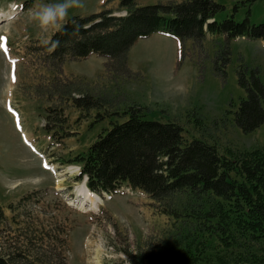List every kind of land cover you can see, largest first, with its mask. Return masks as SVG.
Returning <instances> with one entry per match:
<instances>
[{"label":"rangeland","instance_id":"obj_1","mask_svg":"<svg viewBox=\"0 0 264 264\" xmlns=\"http://www.w3.org/2000/svg\"><path fill=\"white\" fill-rule=\"evenodd\" d=\"M136 1L168 5L184 0ZM216 1L227 16L238 6L237 19L250 10L254 23L264 21V0ZM48 2L0 0V37L6 38L0 47L8 48L7 53L0 48V256L18 264H131L138 251L188 240L201 226L198 221L189 225L186 218L162 213L142 191L124 188L90 198L78 180L76 160L103 130L125 121L131 108H141L149 120L178 124L187 142L204 140L220 153L263 147L264 125L245 134L232 112L245 97L237 70L264 67V42H229L207 34L204 41L180 43L156 33L134 44L123 74L96 54L58 66L48 45L61 24L117 8L120 0H81L44 29L31 12ZM224 48L230 61L221 67ZM80 94L99 105L77 107ZM186 202L180 198L177 206ZM203 239L206 257L224 254L220 237L201 232L198 242ZM260 246L256 250H264Z\"/></svg>","mask_w":264,"mask_h":264},{"label":"trees","instance_id":"obj_2","mask_svg":"<svg viewBox=\"0 0 264 264\" xmlns=\"http://www.w3.org/2000/svg\"><path fill=\"white\" fill-rule=\"evenodd\" d=\"M237 12L238 6L227 16L226 7L216 0L168 5L120 0L117 8L63 22L48 45L52 48L50 57L63 66L67 59L96 54L108 59L110 70L123 74L134 44L156 33L181 42L204 41L207 34L229 42L236 38L264 42V21L254 23L250 10L239 20ZM54 40L60 41L59 46H52ZM220 58L221 67H226L229 48L220 51ZM237 75L245 97L232 112L233 121L243 133L250 134L264 125V67H245L237 70ZM74 102L84 109L99 105L82 94ZM127 115L125 121L103 130L78 157V180L98 194L124 188L142 191L162 207V213L186 218L189 225L197 221L201 225L195 235L187 234L188 240H178L166 248L148 247L131 255L130 263L264 264L263 248L256 250L264 244V146L247 151L228 148L220 153L204 140L187 142L181 126L149 120L141 108H131ZM180 198L187 199L183 207L177 206ZM201 232L220 237L224 254L206 257L207 240L198 242ZM0 264L18 262L0 256Z\"/></svg>","mask_w":264,"mask_h":264},{"label":"clouds","instance_id":"obj_3","mask_svg":"<svg viewBox=\"0 0 264 264\" xmlns=\"http://www.w3.org/2000/svg\"><path fill=\"white\" fill-rule=\"evenodd\" d=\"M81 0H52L42 7L31 12V16L38 20L40 26L47 29L49 25H55L59 20L68 15L70 8L80 6ZM60 41H52V46H59Z\"/></svg>","mask_w":264,"mask_h":264},{"label":"bare ground","instance_id":"obj_4","mask_svg":"<svg viewBox=\"0 0 264 264\" xmlns=\"http://www.w3.org/2000/svg\"><path fill=\"white\" fill-rule=\"evenodd\" d=\"M3 44H5V43H2L1 44V46H3ZM5 47V46H4ZM4 47H0L1 48V50H3L4 51ZM7 52H8V48H7ZM6 52V53H7ZM9 110V109H8ZM11 113H14L13 111H10ZM16 113V112H15ZM17 117H18V115H16ZM18 119V118H17ZM47 169H48V166H47ZM86 187V186H85ZM86 190L88 191V196L90 195V198H91V196H97L96 195V193H93V192H91V191H89L88 189H87V187H86ZM98 204H97V208H95V210H98L99 208H98Z\"/></svg>","mask_w":264,"mask_h":264},{"label":"snow or ice","instance_id":"obj_5","mask_svg":"<svg viewBox=\"0 0 264 264\" xmlns=\"http://www.w3.org/2000/svg\"><path fill=\"white\" fill-rule=\"evenodd\" d=\"M0 40H6V38L0 37ZM4 51L7 52V47L6 46L4 47ZM13 63H14V61H13ZM45 166L47 167V165H45Z\"/></svg>","mask_w":264,"mask_h":264}]
</instances>
